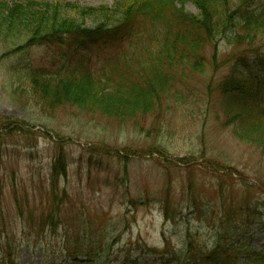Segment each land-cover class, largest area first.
Wrapping results in <instances>:
<instances>
[{
    "label": "rangeland",
    "instance_id": "1",
    "mask_svg": "<svg viewBox=\"0 0 264 264\" xmlns=\"http://www.w3.org/2000/svg\"><path fill=\"white\" fill-rule=\"evenodd\" d=\"M30 1L0 0L28 8ZM238 1L230 5L239 23L232 32L242 37L232 39L229 31L214 42L205 40L200 47L204 67L187 70L179 85L183 92L165 100L159 115H105L64 99L45 100L28 79L29 71L52 74L68 55H79L66 46H26L27 37L0 40V264H71L66 247L76 240L104 242L108 264H178L143 253L139 246L161 250L167 237L181 253L188 234L198 246H211L226 229L247 228L242 221L247 216L253 223L241 241L264 252V143L257 133L244 134L239 120L227 115V100L219 89L225 77L237 73L238 62L251 79L264 70V63L253 57L264 54V30H246V9ZM35 2V10L56 11L60 20L73 19L87 28L105 19L85 15L83 9L130 3ZM185 10L199 14L192 2ZM136 29L114 44L92 46L81 53L82 59L101 72L102 66H111L108 58L146 55L160 31L150 21ZM58 160L64 174L54 188ZM168 196L170 219L162 203ZM53 202L60 206V219L43 229L41 218Z\"/></svg>",
    "mask_w": 264,
    "mask_h": 264
},
{
    "label": "trees",
    "instance_id": "2",
    "mask_svg": "<svg viewBox=\"0 0 264 264\" xmlns=\"http://www.w3.org/2000/svg\"><path fill=\"white\" fill-rule=\"evenodd\" d=\"M35 1L29 2V8L18 2L12 6L0 2V40L27 37L26 46L47 44L74 49L79 56L68 55L67 62L56 72L51 74L31 69L28 79L45 100L51 98L60 102L64 99L63 103L81 105L83 111L93 110L105 115L125 116L132 111L159 115L156 111L162 108L165 100L168 103L183 92L179 85L185 82L187 70L204 67L205 59L200 47L205 40L214 42L218 36L229 31L233 34L232 39L242 37L236 34L237 31L232 32V28L239 24L237 17L230 13L232 0H127L129 4L120 3L115 9L108 6L83 9L85 15L91 13L105 19L95 28H87L73 19L60 20L56 11L35 10L32 7ZM240 1L238 5L241 3L246 9V30H264V4L254 6V0ZM190 2L199 9L198 15L185 10ZM146 21L160 31L146 55L136 58L124 56L116 60L108 58L107 63L111 66H102L101 72L94 71L82 59L81 53L92 46L114 44L135 34L138 24ZM251 24L255 28H251ZM253 57L260 64L264 63L263 53H256ZM234 66L237 73L228 75L219 84L227 100L225 111L228 116L239 120V129L244 134L257 133L258 141L264 143V70L257 71L255 78L251 79L241 70L239 62ZM136 127L142 125L136 123ZM59 160L53 168L54 188L60 175L64 174L63 163ZM53 203V208L49 206L48 214L41 218L43 229L48 222L56 226L60 219L61 215L57 213L60 206ZM162 203L166 219L173 218L169 196ZM246 218L242 221L247 228L242 232L243 226L240 225L235 229L228 228L224 234L216 235V241L211 246H198L188 234L181 253L170 245L167 237L161 250L146 246V243L139 248L143 253L170 257L178 264H264V252L251 249L241 241L253 223L251 216ZM105 247L104 242L79 243L76 240L66 247V255L71 264H108ZM100 249L101 254L98 252Z\"/></svg>",
    "mask_w": 264,
    "mask_h": 264
}]
</instances>
